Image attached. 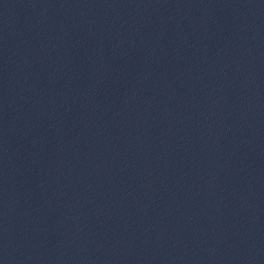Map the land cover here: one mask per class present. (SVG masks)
<instances>
[{
  "label": "water",
  "instance_id": "obj_1",
  "mask_svg": "<svg viewBox=\"0 0 264 264\" xmlns=\"http://www.w3.org/2000/svg\"><path fill=\"white\" fill-rule=\"evenodd\" d=\"M253 90L264 122V0H232Z\"/></svg>",
  "mask_w": 264,
  "mask_h": 264
}]
</instances>
